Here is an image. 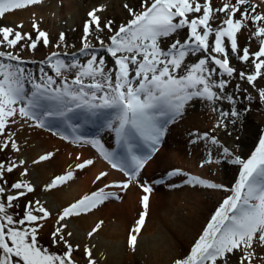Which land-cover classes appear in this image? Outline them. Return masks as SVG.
Masks as SVG:
<instances>
[{
    "label": "snow or ice",
    "instance_id": "6c2138e0",
    "mask_svg": "<svg viewBox=\"0 0 264 264\" xmlns=\"http://www.w3.org/2000/svg\"><path fill=\"white\" fill-rule=\"evenodd\" d=\"M41 3L42 0H0V19ZM123 7L130 19L117 27H113L112 20L102 21L98 13L104 10L103 6L90 10L83 25L81 49L90 58L84 64L78 60L66 64L58 58V53L52 52L42 64L54 75L43 66L39 76L27 72L20 52L8 50L35 52L40 45L47 47L51 43L49 33L35 19L32 32H23L22 24L0 25V49H4L0 50V153L9 149L21 151L15 132L9 130L10 125L23 122L29 127L43 128L50 119L67 118L77 110L92 116L110 110L112 116L106 126L115 133L117 145L123 151H109L98 139L85 142L112 169L126 177L105 183L58 211L50 236L52 245L62 246L63 251L53 253L41 246L38 239L44 222L53 216L44 203L38 199L27 201L23 215L18 218L9 212L19 206L21 198L36 191L31 181L23 179L28 175L27 162L23 159L0 161V264H77L73 254L80 246H73L68 239L72 233L66 231V222L110 199L121 198L116 191L108 189L126 191L132 185L143 193V211L130 229L128 239L129 246L135 250L153 191L139 177L159 151L168 125L182 118L186 108L197 101L211 104L215 111L217 102L226 100L233 107L220 112L222 119L215 127L227 130L224 119H238L241 115L234 106V95L227 94L232 79L238 77L253 88H257L258 80L264 79V0H222L219 7L214 6L213 0H140V11L127 3ZM214 22L218 23L213 26ZM105 30L111 34L107 45L98 35L95 38L112 58V68H108L103 56L88 52L92 47L89 36ZM185 30L186 38L182 41L178 35ZM241 36H245L246 43H240ZM65 41L66 35L61 32L56 47ZM163 41H169L167 49L161 47ZM190 56L196 58L195 62H188ZM232 58L251 70L238 71L231 65ZM73 69L76 71L69 80L66 73ZM236 89L239 90V85ZM257 91L264 101V88ZM70 127L75 133L76 127ZM79 139L77 136L76 140ZM201 139L222 148V154L231 157L230 163L240 165L239 176L233 186L226 187L179 169L167 173L169 179L187 176L186 184L230 193L216 208L190 253L176 258L173 264H255L257 247L264 248V135L247 159L233 156L208 133L198 135L192 143ZM52 155L45 153L33 163L47 161ZM212 163L220 161L213 160L209 152L200 167ZM93 164L92 159H87L78 163L76 169L83 170ZM17 170L21 179L9 183L7 177ZM108 175L107 171H101L94 183L102 182ZM73 178L74 171L69 170L52 179L45 190ZM102 225L103 221H99L88 236L91 238ZM83 252L87 264H97L90 247L85 246Z\"/></svg>",
    "mask_w": 264,
    "mask_h": 264
},
{
    "label": "bare ground",
    "instance_id": "6f19581e",
    "mask_svg": "<svg viewBox=\"0 0 264 264\" xmlns=\"http://www.w3.org/2000/svg\"><path fill=\"white\" fill-rule=\"evenodd\" d=\"M125 3L136 11L140 8V0H42L40 5L7 14L5 18L0 19V25L15 27L22 24L23 32H32L31 25L33 19H35L39 23V27L49 33L50 44L54 46L58 43V36L61 32L65 33L66 39L71 38L73 35L78 38V32H83L84 22L88 19L87 13L93 8L103 6L104 10L98 15L101 16L102 21H114L113 26L116 24L114 27L126 23L130 16L123 7ZM221 3L222 0H213L215 7H219ZM215 23L218 22H214L213 26H215ZM106 39L105 45L110 42L109 35L106 36ZM180 39L183 41L185 39L184 35ZM240 43H246L245 36L240 37ZM161 47L167 49L168 45H161ZM255 47L254 43L252 45L253 50H255ZM81 49L74 48L59 53L67 57L77 56L82 53ZM94 49H99L107 55L114 66L112 58L101 46ZM8 50L19 51L24 60L22 66L27 72L39 76L40 68L45 66L42 62L47 58L44 51L42 56H33V52L27 53L19 49ZM85 55L80 62L81 64L86 63L90 58L88 54ZM195 59V57H188L189 63L194 62ZM106 64L108 68H112L107 61ZM231 65L238 71L251 70L235 58L231 59ZM45 71L54 75L50 68H46ZM72 78L73 76L69 80ZM256 84L257 88H264V79L258 80ZM236 85H239V90L236 89ZM227 94L234 95L236 100L234 106L237 110L241 113L245 111V114L240 115L238 119H224L227 130L215 127L222 119L220 112L230 111L233 107L226 100L217 102L215 105L216 114H213L212 105L207 102H203L204 107H201L200 110L195 104L188 106L182 118L168 125L166 135L159 145V151L143 168L144 174L148 177L147 183L152 186L153 191L149 197L150 217L141 229L135 250L129 246L128 239L130 229L137 220V216L135 217L136 211L138 214L143 208L141 204L143 193L138 186L132 185L126 191H120L116 188L108 189L109 191H116L121 198L119 200L110 199L91 212L73 217L66 222V231L72 233V236L68 239L73 246H80L79 250L73 254L75 260H79L81 255L84 254L83 249L85 246L92 249L97 264H167L181 254L188 253L189 246L185 244L184 238L194 235V232L199 229L200 225L198 226V223L200 220L191 215L190 208L184 211L176 207L175 203L177 200H186L192 207L195 201L188 197L189 190L167 192L165 187L159 188L160 192L156 190L160 184L157 181L166 180L161 175L154 173L156 161L160 158H168L166 162H170L171 158L185 160L187 157H191L193 167L199 171L202 179L211 182L216 181L218 178L215 175H210L207 167L204 168L198 165L197 154H201L200 159L205 160V155L210 149L218 148L220 155H223L222 148L213 146L202 139L197 143H192L198 135L204 133L214 136L220 142V145L226 146L233 153V156L239 155L242 159H247L258 147V140L264 130V101L260 97H254L248 91L245 83L237 78L232 79L227 88ZM248 97H251V99H248ZM111 116L110 110L98 116H92L85 111L77 110L69 114L67 118L50 119L43 128L29 127L28 124H23V122L10 125L9 130L15 132L21 151L16 153L10 149L5 150L0 153V159L5 161L23 159L27 162L25 167L28 168V175L23 179L31 181L36 191L21 199L24 202L38 199L53 213V216L44 222V227L40 231L41 234L46 235L52 232L56 214L63 207L76 202L84 195L90 194L98 187H102L105 183L126 179L122 172L112 169L90 144H73L69 141L70 137L76 139L77 136L87 141L98 139L107 150L117 153L122 152L123 149L117 145L115 133L106 126V121ZM233 119H235V123H232ZM21 124H23L22 127ZM70 125L76 127L75 133ZM82 132L93 133L95 136L84 137L80 135ZM62 136H66L67 139H63ZM232 140H234V143L229 144ZM49 152L53 153L49 160L33 163V160H38L39 156ZM77 157H80V159L77 160ZM87 159H92L94 164L83 170L76 169L78 163ZM69 170L74 171V178L71 181L58 185L51 190H45V185L49 184L52 179L65 174ZM101 171H107L109 173L108 177L102 182L94 183L95 177ZM19 172L20 170H17L10 174L7 177L8 181L21 179ZM199 192L193 193L191 197L194 196L199 200ZM157 198H159V201H157ZM158 209L161 211L160 216L155 214V210ZM162 220L167 222L170 228H163ZM99 221H103L102 227L90 238L88 233ZM84 262L87 264L86 258Z\"/></svg>",
    "mask_w": 264,
    "mask_h": 264
},
{
    "label": "rangeland",
    "instance_id": "374dc122",
    "mask_svg": "<svg viewBox=\"0 0 264 264\" xmlns=\"http://www.w3.org/2000/svg\"><path fill=\"white\" fill-rule=\"evenodd\" d=\"M137 11H140V8H138ZM114 26H116V24ZM82 34H83V32L79 31L78 32V35H79L78 38L73 35L71 38L66 39L64 44H62L60 47H56V44L54 46L49 44L47 47L40 45L39 47L41 49L39 50V47H38V49L35 52H33V56H37V55L42 56V55H44L42 53L44 51L45 55H47V57H48L49 55H51L52 52H56L59 54L58 58L63 60L66 64L72 63V62L77 61V60L79 62H81L83 60V57L86 56L85 55L86 53H81V54H78L77 56L67 57V56L61 55L59 52H63L65 50H70V49H74V48H82V43H83L82 42V37H83ZM97 35L100 37V39H103L104 42L106 43V41H107L106 36H108V35L110 36L111 34L108 33L107 30H105L102 33H94L93 35L89 36L88 42L90 43V45L92 47L88 50V52L94 51L98 55H102L105 58V60L110 64V66L113 67V63L110 61V59L108 58L107 55H105L99 49H94V48L100 46L99 41L95 38ZM182 35H184V37L186 38V30L179 33L178 38L180 39L182 37ZM165 44L168 45L169 41H163L161 43V45H165ZM23 51H25L27 53L32 52V51L27 50V49H25ZM188 62H189V60H188ZM44 68L46 70V68H49V67L47 65H45ZM75 71L76 70L73 69L72 72H67L66 75H68V77L70 78V77L74 76ZM236 78L238 80H240L238 77H236ZM240 81H243V80H240ZM58 82H59V78H58ZM245 85L248 87V91L254 97H256V98L259 97L257 88H253L250 85H248L247 83H245ZM195 105L197 106V108L199 110L201 109V107H204V103L200 102V101L195 102ZM211 108H213V106ZM69 114H72V113H69ZM213 114H216V112L214 111ZM244 114H245V111L243 113H241V116H243ZM80 135L84 136V137L95 136V135H93V133H88V132H82V133H80ZM262 135H264V130H263L261 136ZM233 138L236 141L235 137H233ZM69 139H70L69 141H71L73 144L86 143L85 141H87L85 139H79L77 141L76 139H72V137H70ZM234 140H232V142H230L229 144H233ZM258 145H259V140H258ZM104 148L107 149L105 146H104ZM209 152L212 153V159L213 160L219 159V161H220V163H218V164L212 163V164H206L204 166V168L205 167L208 168L210 175H215L218 178L216 181H214V183L222 184L226 187L233 186L235 181L237 180V178L239 176V174H238L239 165H235V164L230 163L229 161H230L231 157H225L224 155H220V151L218 148L210 149ZM209 152L205 155L206 158L208 157ZM200 156H202V155L197 154L198 165H201V163L204 160L203 158L200 159ZM163 159L164 158H160L159 160L156 161V169H155L154 173L157 175H161V177L163 179H166V180L163 183H160L158 185L159 187H157V188L155 187L156 190H158L161 187H165L167 192H169V191L171 192L174 190H186V191L189 190L190 193L188 194V197H190V199L192 201H195L194 206L191 207L186 202V200H180V201L177 200L175 203V206L181 210H184V211L186 209L188 210L190 208L191 215L194 218H197L200 220L198 223V226L200 225L199 229L196 228L197 230L194 232V235L184 238L185 244L187 246H189V251L187 254H181L180 253L181 255L176 257V258H183V257H186L190 253L191 247L194 245V243L198 239V237L202 234L203 229L206 227L207 223L211 219V216L214 214L216 208L219 207V205L223 201V199L226 196L230 195V193L222 191V190L207 189V188L201 187L199 185L192 186V185L186 184L185 180L187 179V176L181 175V176H176V177H172L171 179H169L167 176V173L172 171V170H175V169H179L181 172L187 173L190 176H198L200 178H201V174H199V171L193 167V159L191 157H187L185 160H176V159L171 158L170 162H166V161H168V158L164 159L165 161ZM0 161H5V160L0 159ZM194 161H196V160H194ZM222 176H224V177H222ZM139 179L141 180V182H147L148 181V177L146 174H144L143 170L141 171ZM10 181H9V183L14 182V181H11V182ZM172 185H176V186H172ZM134 186H136V185H134ZM198 191H200L199 192V195H200L199 200H197V198H195L194 196L191 197L193 195V193L198 192ZM202 191H203V193H202ZM158 192H160V190H158ZM157 201H159V198H157ZM25 203L26 202H24L22 199H20L19 200V206L14 208V209H10L9 210L10 214L16 215L17 218L19 216H22L23 212H24V204ZM149 203H150V199H149ZM191 208H193V210H191ZM142 211H143V208L141 211H139L138 214L136 211L137 215L135 214V217L137 216V219L139 218V214ZM160 212L161 211L159 209L155 210V214H157L159 216H160ZM149 215H150V210L148 208L147 215L145 217V222L150 217ZM162 226H163V228H166V229L170 228L168 223L163 221V220H162ZM169 231H170V229H169ZM38 239H39L40 245L45 247V248H48L50 252L62 253V251H63L62 246H53L52 245L50 234L47 233L46 235H43L40 233ZM85 258L86 257L84 254L81 255L80 259L76 260L77 264H85V262H84ZM261 258H264V248L257 247V258L255 260V264H261ZM175 259H173L170 263H167V264H173V261Z\"/></svg>",
    "mask_w": 264,
    "mask_h": 264
}]
</instances>
